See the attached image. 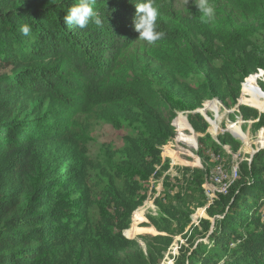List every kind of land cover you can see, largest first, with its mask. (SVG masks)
I'll list each match as a JSON object with an SVG mask.
<instances>
[{"label": "trees", "instance_id": "trees-1", "mask_svg": "<svg viewBox=\"0 0 264 264\" xmlns=\"http://www.w3.org/2000/svg\"><path fill=\"white\" fill-rule=\"evenodd\" d=\"M77 2L0 0V264H159L172 237L144 235V249L123 235L141 201L117 181L131 189L134 178L148 179L161 163L159 146L176 134L172 92L194 112L214 98L237 100L244 79L264 68L255 45L264 33V0H211L216 15L207 23L198 10L185 19L173 0H155L157 30L165 33L155 44L137 39L134 3L141 0H96L101 23L83 29L63 23ZM24 24L30 36L20 32ZM140 50L145 68L137 70L133 51ZM192 76L193 85L176 78ZM99 108L115 129L127 123L139 134L127 137L113 169L106 151V201L117 216L95 225L94 199L72 145L80 118ZM240 109L245 119H258L257 127L264 124L258 110ZM193 112L191 126L208 135L209 123ZM219 139L216 152L225 144L238 151L227 133ZM186 176L202 195L208 174L187 168ZM165 211L169 218L184 210ZM206 213L201 237L184 247L177 264H264V147L240 163L239 177Z\"/></svg>", "mask_w": 264, "mask_h": 264}, {"label": "rangeland", "instance_id": "rangeland-1", "mask_svg": "<svg viewBox=\"0 0 264 264\" xmlns=\"http://www.w3.org/2000/svg\"><path fill=\"white\" fill-rule=\"evenodd\" d=\"M173 1L176 11L185 19H190L197 10L192 0H189L188 3H186V0ZM197 40L201 41L202 38L197 37ZM255 45L264 55V33H257ZM133 53V58L136 59L137 63L132 64V66L137 70H142V68H145L143 51H133ZM261 73L262 77L258 79V75ZM252 75L257 78V84L264 94V68H258L257 72L248 75L242 82L238 99L249 103V105L241 104V106L244 105L256 109L264 117V110L250 104L248 100L249 94H245L243 91V83L246 79L248 81ZM155 78L157 77L155 76ZM176 78L178 82L183 84L193 85L197 81V77L195 76L186 80H181L179 77ZM170 84L172 83L170 82ZM245 87L249 90L246 85ZM259 98L261 101H264L263 96ZM214 99L216 100L211 102L207 108L208 114L212 113L214 115V111L211 110L212 108L218 113L217 122L221 129L220 134L227 133L230 135L240 145L238 151L231 148L232 151L229 152L223 147V150L216 152L214 149L215 143L221 144L216 141L209 129V134L206 136L197 133L193 129L189 122V115L193 111L188 109L187 103L183 98L172 92L171 101L176 109L175 118L177 119L180 115H183L189 122L193 133L189 130H186L184 133L188 136H194L195 140L197 139V149L178 139L179 130L173 124L174 118L172 125L176 128V134L165 144L159 146L162 161L160 164H156L155 171L148 179L140 180L134 178L136 182L133 183L131 189L126 188L125 182L122 179H118L117 181L119 188L123 192L135 194L137 199L141 201L140 206L132 213L129 227L123 231V235L138 241L144 249L146 248L144 235L161 234L172 237V244L168 251L165 252L159 264H177L176 259L184 251V247L189 248L192 240H198L201 237L197 231L200 227V220L202 218H209L206 209L213 202H210L204 188L206 180L201 186L203 193L199 195V192L194 188L193 180L189 176H186V169H202L208 174L207 177L209 178L211 173L213 174L216 171V167L221 166L224 172L229 175L230 180H232V171L237 167L235 180L239 177L240 163L253 156L258 148L264 147V124L257 127L256 122L258 119H245L242 113L240 114L241 109L240 112L237 110L234 113L228 112V109L236 106L238 100L229 98L227 102L223 103L218 98ZM235 128L239 129L246 139L234 136L232 131ZM78 133L80 138L74 142L72 150L77 156L76 161L80 168L82 181L88 186L89 192L94 199V204L89 209L91 218L95 225H102L106 219H113L117 216L114 207L106 201V163H108L106 151H109L112 157V162L108 164V168L113 169V165L116 164L115 162L123 158V151L128 142L127 137L138 136L139 133L137 134L136 130L129 127L127 123H125L123 128L115 129L106 121V117L100 108L80 118ZM219 135L217 138L221 143ZM200 136L204 137V146H201L199 143ZM164 145H172V149L177 151V153L171 152V156L167 153L164 155ZM173 161L176 164L173 165ZM182 161H185L187 164L182 165ZM190 199H193V201H190ZM173 206L183 209V216L168 218L166 216L168 213L165 209H171ZM189 211L192 212L191 217L187 218L185 212L189 213ZM211 220L213 221V218ZM160 225L171 228L174 233L160 231L158 229Z\"/></svg>", "mask_w": 264, "mask_h": 264}, {"label": "clouds", "instance_id": "clouds-1", "mask_svg": "<svg viewBox=\"0 0 264 264\" xmlns=\"http://www.w3.org/2000/svg\"><path fill=\"white\" fill-rule=\"evenodd\" d=\"M188 2L189 0H186V3ZM192 2L198 12L201 13L199 18L202 23L214 21L216 9L211 0H192ZM95 3L96 0H78L74 6L68 9L67 14L63 17V23L69 26L75 25L80 29L87 27L93 20L99 25L101 20L96 16L94 11L93 6ZM134 4L136 12L133 18V24L135 31L139 33L137 39L146 41L149 44H155L165 36L163 31L157 30V21L160 12L155 0H141L140 3ZM20 32L24 36H30V25H22Z\"/></svg>", "mask_w": 264, "mask_h": 264}, {"label": "built area", "instance_id": "built-area-1", "mask_svg": "<svg viewBox=\"0 0 264 264\" xmlns=\"http://www.w3.org/2000/svg\"><path fill=\"white\" fill-rule=\"evenodd\" d=\"M262 77V73L260 75H258V79H260ZM247 81V79H246ZM246 81L243 83V91L245 92V94H249V102L250 104L253 105V98H252V94L250 93L249 90L246 89L245 87V84H246ZM247 92V93H246ZM216 99H211V100H207L205 101L201 107L197 108L195 110V112H198L199 114H201L203 116V118L209 123V131L211 134L214 135L216 141L221 144L217 138V136L221 133V129L218 125V113L212 108L211 110L214 111V115H212V113H210V115L208 114V107H209V104L211 102H214ZM238 102L236 104L235 107H232L230 109H228V112H232L234 113L236 110L238 112H240V106L241 104H247L249 105V103H246V102H243L241 99H237ZM241 114V112H240ZM176 119V118H175ZM174 119V121H175ZM173 121V124L175 125ZM187 123L189 124V122L187 121ZM176 126V125H175ZM190 126V124H189ZM176 129V128H175ZM178 129V128H177ZM191 129V127H190ZM192 130V129H191ZM189 130L190 132L193 133V131ZM185 144L187 145H190V143L188 141H183ZM196 142H197V139H196ZM192 147V146H191ZM198 147V143L196 144V147H192L194 149H197ZM223 147L226 148L227 151L231 152V146L230 145H223ZM164 151H163V154L166 155V153L171 156V152L174 153L177 151H174L172 149V145H164ZM183 163H181L182 165H185L187 164L185 161H182ZM172 164H176V162H172ZM233 173V179L230 180V177L229 175H227L225 172H224V169L221 167V166H217L216 167V171L211 175L210 177L206 178V183L204 184V188L206 190V193L210 199V202H213L215 198H217L218 195H221V194H227V192L229 191L232 183L237 179L234 180V178L236 177L237 175V167L234 168V170L232 171Z\"/></svg>", "mask_w": 264, "mask_h": 264}, {"label": "bare ground", "instance_id": "bare-ground-1", "mask_svg": "<svg viewBox=\"0 0 264 264\" xmlns=\"http://www.w3.org/2000/svg\"><path fill=\"white\" fill-rule=\"evenodd\" d=\"M257 78L255 76L252 75V77L246 82V86L249 89V91L252 93L253 95V105L264 110V101H261V99L259 97L263 96L264 94L261 92L258 84H257ZM175 125L177 126L178 130H179V135H178V139L181 141H188L190 143V146L192 147H196V140L194 139V136H188L186 135L184 132L186 130H191L189 124L187 123L186 118L183 115H180L175 122ZM232 133L234 134V136H238L241 139H246L245 135L239 131V129L235 128ZM180 141V142H181ZM134 233H136V231H134Z\"/></svg>", "mask_w": 264, "mask_h": 264}]
</instances>
